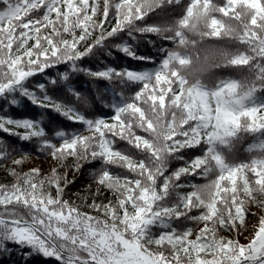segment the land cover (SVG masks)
Returning a JSON list of instances; mask_svg holds the SVG:
<instances>
[{
    "label": "snow or ice",
    "instance_id": "1",
    "mask_svg": "<svg viewBox=\"0 0 264 264\" xmlns=\"http://www.w3.org/2000/svg\"><path fill=\"white\" fill-rule=\"evenodd\" d=\"M0 5V132L33 146L29 152L0 140V167L11 161L14 178L10 185L0 183V257L13 255L15 248L24 264L34 256L57 264H264V143L248 149L256 154L245 163L230 164L216 150L221 132L227 137L264 132V106L248 107L264 88V0H0ZM170 9L180 15L149 22ZM194 11L207 14L209 38L227 34L243 46L230 65L248 70L246 83L224 81L205 91L172 70L186 61L160 42L183 43L174 26H189ZM153 48L162 54L158 61ZM121 58L147 63L117 67ZM85 60L103 66L92 70L82 66ZM81 74L118 84L119 90L97 87L94 96L84 94L72 85ZM57 89L76 103L58 98ZM29 104L41 111L16 115ZM97 107L110 110V119L99 116ZM51 113L80 128L55 125ZM121 143L126 147H118ZM197 148L202 154L187 158ZM33 153L49 162L47 173L39 165L16 170L35 162ZM69 159L73 164L61 172ZM177 161L183 163L173 168ZM94 162L99 163L90 172L95 195L104 190L116 198L115 204L85 201L99 216L65 198L75 182L69 171L79 173ZM171 221H191L194 227L174 230ZM152 226L164 232L156 238Z\"/></svg>",
    "mask_w": 264,
    "mask_h": 264
},
{
    "label": "trees",
    "instance_id": "2",
    "mask_svg": "<svg viewBox=\"0 0 264 264\" xmlns=\"http://www.w3.org/2000/svg\"><path fill=\"white\" fill-rule=\"evenodd\" d=\"M184 4L188 2V0H182ZM217 4L223 3V0H216ZM3 5H0V10H2ZM36 13H33L35 15ZM42 14V10L41 13ZM180 15L179 11L176 10H169L167 13L162 14L159 17L154 16L153 20L149 21L151 22H156L160 23L162 22L165 18L166 19H173L175 17H178ZM152 40H156V37H150ZM216 43L221 45L224 49L229 50V51H234L235 53L239 51L240 47L236 42H234L231 38L220 40L216 39ZM160 45L163 47L164 50H172L175 47V44L171 42H160ZM143 51L147 52L148 49H144ZM151 54L154 57L155 60H160L162 58V54L160 56L156 55V51L153 48L151 50ZM147 62H132L131 60H125L121 58V60L117 63V67L121 64H127L129 67H143L144 64ZM82 66H87L90 67L92 70H96L103 65L100 62H93L90 60H85L83 62ZM60 71L66 70L64 66H61L59 68ZM50 75L52 78H55L56 72L55 70H52L50 72ZM248 70L247 69H242V68H237L233 67L231 65H225L222 68L216 70V72L212 75L210 80L202 85V89L205 91H212L214 90L221 82L224 81H236L239 83H246L247 78H248ZM73 87L77 91H81L84 94H89L93 95L95 94V89L97 87L101 89H112L115 87L117 90H119V85H112L109 84L106 81H91L89 78L81 75H77L73 81H72ZM173 87H176L173 85ZM259 87V86H258ZM138 88V86H137ZM58 98H64L65 96L71 100L73 103H76L75 98L72 97L69 93L66 92L64 89H57L54 93ZM110 97V93H109ZM109 97H106L108 99ZM264 106V88H260V90L256 91L253 95V97L249 100L248 102V107H262ZM6 111H10L7 110ZM41 110L36 109L34 106H31L29 104L28 108L25 109L21 107L19 111L16 113L17 116L20 115H35L37 112ZM96 112L99 116L105 119H110L111 117V112L108 109H103L101 107L96 108ZM0 114H4V112H0ZM50 118L52 121H54L55 125H63V128L65 130L68 129H76L80 128L79 125L73 124L71 122L65 121L63 118L59 117L58 114L51 113ZM50 131V129H49ZM0 140H3L5 143H9L12 146L16 148H20L21 150H27L29 152H33V146L27 142H19L18 138L15 137H9L7 134L0 132ZM264 143V132L261 133H249V132H239L237 133L236 136L231 138L230 144L226 147H222L219 145H216V150L220 153L223 154L227 161L230 164H236V163H245L248 162L256 153L255 152H249L248 149L252 148L253 145L259 146L260 144ZM118 147L125 148L126 145L124 144H119ZM208 146L205 145V151L207 150ZM134 151V150H133ZM202 152L199 148L189 150L188 153L186 154L187 158H192L197 155H201ZM33 160H42L44 159L42 156L39 154L33 153ZM29 163V162H28ZM28 163H25L22 167H18L16 170L19 172H24L28 171L31 169L28 166ZM183 162L182 161H177L174 162L172 165L173 168L180 166ZM73 164V161L69 159L66 163L65 168H62L60 171L64 172ZM13 166L11 164V161H8L6 166L0 167V183H5V184H11L14 182V178L9 175V169H11ZM99 167L98 162H94L92 164H86L84 168L76 174H73L71 171H69V179H73L75 182L71 184L67 190H66V196L65 198L74 202L76 205L80 206L83 211L89 212L90 214L93 215H101L99 212H92L88 207L84 206L85 201L88 204H91L93 202V199L96 200L97 203H105L107 204L109 201H111L113 204L116 203V198L113 196L111 193L106 192L104 190H100L99 195H95L97 191V185L93 182V179L90 175V172L96 168ZM48 171V170H47ZM47 171H44L47 173ZM113 172H120L121 175H129L127 172H124L119 169H112ZM196 182H201L197 179ZM255 207L252 208V212L254 213ZM129 210L130 206H129ZM122 214V211H121ZM195 214V213H193ZM106 218V217H102ZM169 227H173L174 230H182L186 227H194L193 222L191 221H171L170 224L168 225ZM153 229V235L154 237L158 238V235L164 232L163 228H158L156 226H152ZM223 235L227 236L228 233H223ZM242 237H240L241 239ZM153 249L155 250V246H152ZM0 264H24V262L21 260V255L18 250L14 248V253L13 255L10 256H3L0 257ZM30 264H57L56 261L52 259H45L39 256H34L31 259Z\"/></svg>",
    "mask_w": 264,
    "mask_h": 264
},
{
    "label": "clouds",
    "instance_id": "3",
    "mask_svg": "<svg viewBox=\"0 0 264 264\" xmlns=\"http://www.w3.org/2000/svg\"><path fill=\"white\" fill-rule=\"evenodd\" d=\"M208 23L207 14L201 11H194L189 26L182 28L174 26V31L179 30L182 32L184 42L177 44L173 49V53L176 57L184 59L186 62L184 64L174 63L172 70L178 71L189 86L206 84L216 70L226 64L230 65L231 59L235 56L234 51L226 50L216 43V38L208 37ZM228 38L227 34H225L220 40ZM220 135L223 142L217 141V145L228 146L232 137L225 136L223 132ZM220 155L227 161L223 154ZM254 191L259 195L258 189H254ZM252 202L254 204L261 203L258 199H253Z\"/></svg>",
    "mask_w": 264,
    "mask_h": 264
},
{
    "label": "rangeland",
    "instance_id": "4",
    "mask_svg": "<svg viewBox=\"0 0 264 264\" xmlns=\"http://www.w3.org/2000/svg\"><path fill=\"white\" fill-rule=\"evenodd\" d=\"M35 162H29L28 163V166L30 168H33V167H36V166H40L43 171H47L49 169V162L46 161L45 159H42V160H34Z\"/></svg>",
    "mask_w": 264,
    "mask_h": 264
}]
</instances>
